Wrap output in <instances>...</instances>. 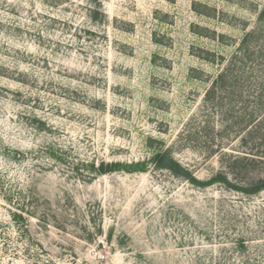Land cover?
Here are the masks:
<instances>
[{
  "label": "rangeland",
  "instance_id": "1",
  "mask_svg": "<svg viewBox=\"0 0 264 264\" xmlns=\"http://www.w3.org/2000/svg\"><path fill=\"white\" fill-rule=\"evenodd\" d=\"M0 264H264V0H0Z\"/></svg>",
  "mask_w": 264,
  "mask_h": 264
}]
</instances>
